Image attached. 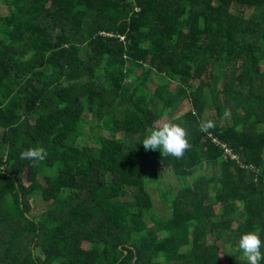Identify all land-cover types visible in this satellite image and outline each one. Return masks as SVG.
I'll use <instances>...</instances> for the list:
<instances>
[{
    "label": "trees",
    "instance_id": "16d2710c",
    "mask_svg": "<svg viewBox=\"0 0 264 264\" xmlns=\"http://www.w3.org/2000/svg\"><path fill=\"white\" fill-rule=\"evenodd\" d=\"M164 119L182 158L143 147ZM0 131V264H246L240 236L264 241V0H0ZM165 168L184 181L168 218L147 184Z\"/></svg>",
    "mask_w": 264,
    "mask_h": 264
},
{
    "label": "clouds",
    "instance_id": "9594fccd",
    "mask_svg": "<svg viewBox=\"0 0 264 264\" xmlns=\"http://www.w3.org/2000/svg\"><path fill=\"white\" fill-rule=\"evenodd\" d=\"M212 120H203L200 123V131L210 135L209 130L214 128ZM145 151H155L159 149L162 156H172L177 159L182 158L185 151L190 148L187 139V131L179 124L171 121H161L145 135L142 140ZM47 157V152L43 147H29L20 153V159L28 160L33 166L39 164ZM264 241L260 239L258 231H248L243 233L236 246V251L242 254L246 264H260L264 260V253L261 248ZM159 264H165L166 256L163 252L158 254Z\"/></svg>",
    "mask_w": 264,
    "mask_h": 264
},
{
    "label": "rangeland",
    "instance_id": "374dc122",
    "mask_svg": "<svg viewBox=\"0 0 264 264\" xmlns=\"http://www.w3.org/2000/svg\"><path fill=\"white\" fill-rule=\"evenodd\" d=\"M5 12L6 11L3 10L4 14H5ZM249 14H250V11H245L246 16H249ZM174 87H175V85H174ZM221 88H222V84H221ZM175 89L177 90L178 87ZM190 110H191V104H189V103L184 104L182 106L181 111L179 113L178 112L176 113V116H178L179 114L186 113L187 111H190ZM86 116L88 118V123H89L88 126L89 127L88 128L86 127L85 130H86V134L89 135V133H90L89 128L91 126H98L99 122L93 121L89 115H86ZM211 116L212 117L215 116L214 110L208 111L205 114L204 118H211ZM164 121H170V120L164 119ZM223 121H226V120L224 119ZM171 122H173V121H171ZM2 134H3V132L0 131V137L2 136ZM94 134H96V130L94 131ZM101 134L104 135L106 133L101 132ZM208 137L211 138L212 142L217 147H219L220 149H222L223 145L232 148L229 143L221 141L219 138L213 136L212 134L208 135ZM213 138L217 139V141L219 142V145H217L213 141ZM81 142L84 143L85 140L82 139ZM94 142L95 141L92 138L91 144ZM222 151L224 152L223 149H222ZM213 173L216 175L219 174V168H213ZM179 181H180V184L184 183L183 180L179 179L175 175V172L173 171L172 168H165L163 170V173H162V178L158 182H151L149 184L148 180H147L148 189L151 191V193H153L154 198H155V203H156L155 209L158 210V212H160L162 215H164V218L171 217V215H172L171 196L176 193L177 186L179 185ZM164 192L168 194V197L163 196ZM134 198H135V196L133 195V190H131V188H129V187L125 190V195L121 196V199H123V200H134ZM30 202H31V206H32V210H31L30 214L32 215V217H34L36 220H41L42 218H45L47 215V206L48 205L45 202L41 201L40 195L38 193H34V195H32L30 197ZM216 209H218V208H216ZM165 235H166L165 233H161L162 237ZM226 239H227V237H226V235H224L221 239H217L215 241L217 243V245L221 247L222 250H225L228 247V245H227L228 243H227ZM86 247H87V245H86ZM187 248H188V250L190 249L189 247H187ZM183 251H185V250H183Z\"/></svg>",
    "mask_w": 264,
    "mask_h": 264
},
{
    "label": "built area",
    "instance_id": "2783aa9c",
    "mask_svg": "<svg viewBox=\"0 0 264 264\" xmlns=\"http://www.w3.org/2000/svg\"><path fill=\"white\" fill-rule=\"evenodd\" d=\"M213 141H214L217 145H219V142L217 141L216 138H213ZM222 149L224 150V155H225L226 157H229V158H231L232 160H236L238 163L242 164V163H241V160H242L241 156H240L239 154H237L232 148L223 145V146H222Z\"/></svg>",
    "mask_w": 264,
    "mask_h": 264
}]
</instances>
